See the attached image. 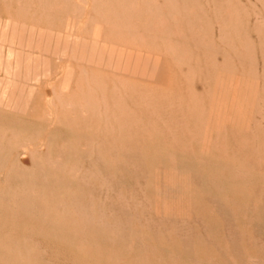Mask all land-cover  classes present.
Listing matches in <instances>:
<instances>
[{"label": "rangeland", "instance_id": "rangeland-1", "mask_svg": "<svg viewBox=\"0 0 264 264\" xmlns=\"http://www.w3.org/2000/svg\"><path fill=\"white\" fill-rule=\"evenodd\" d=\"M263 260L264 0H0V264Z\"/></svg>", "mask_w": 264, "mask_h": 264}, {"label": "bare ground", "instance_id": "bare-ground-1", "mask_svg": "<svg viewBox=\"0 0 264 264\" xmlns=\"http://www.w3.org/2000/svg\"><path fill=\"white\" fill-rule=\"evenodd\" d=\"M11 23H13V22H10V23H9V26H12ZM19 26H20V25H19ZM16 27H17V25H16ZM19 28H20V27H19ZM26 28H27V27H26ZM26 28L23 29V25H22V29H23L24 31L27 30ZM10 29H12V28H10ZM18 31H19V30H18ZM25 34H26V32H25ZM47 34H48V33H47ZM20 35H21V33H20ZM26 35H27V34H26ZM43 35H44V34H43ZM45 35H46V34H45ZM48 35H50V34H48ZM24 37H25V36H24ZM26 37H27V36H26ZM48 37H49V36H48ZM56 37H57V36H56ZM49 38H50V37H49ZM22 39H23V38H22ZM39 39H40V38L37 37V41H38ZM52 39H53V38H52ZM3 40H4V39H3ZM43 40H44V36H43ZM43 40H42V43H43ZM45 40H47V38H46ZM49 40H50V39H49ZM49 40H48V41H49ZM53 40H54V39H53ZM25 41H26V40H25ZM48 41H46V42L48 43ZM64 41H65V40H64ZM67 41H69V40H67ZM79 41H80V40H79ZM21 42L23 43V41H21ZM35 42H36V41H35ZM72 42H73V41H72ZM77 42H78V41H77ZM15 43H16V41H15ZM22 43H21V44H22ZM61 43H62V41H61ZM69 43H70V42H69ZM69 43H68V44H69ZM7 44H8V43H7ZM29 44H30V42H29ZM34 44H35V43H34ZM54 44H55V42H54ZM73 44H74V42H73ZM79 44H80V46H81V42H80ZM15 45H16V44H15ZM19 45H20V42H19V44H18V47H19ZM23 45H24V44H23ZM36 45H37V43H36ZM45 45H46V43H45ZM63 45H64V44H63ZM66 45H67V44H66ZM74 45H75V44H74ZM9 46H10V45H9ZM21 46H22V45H20V47H21ZM70 46H71V45H70ZM38 47H39V46H38ZM45 47H46V46H45ZM76 47H77V46H76ZM22 48H23V46H22ZM22 48H21V49H22ZM57 48H58V47H57ZM73 48H75V47H73ZM77 48H78V47H77ZM79 48H80V47H79ZM86 48H87V47H86ZM12 49H13V47H12ZM18 49H19V48H18ZM43 49H44V48H43ZM46 49H47V47H46ZM48 49H49V48H48ZM58 49H59V48H58ZM67 49H69V47L67 48L65 45L62 46V48L60 47V50H61V51H66ZM80 49H81V48H80ZM71 50H72V49H71ZM87 50H89V47H88ZM18 51H19V50H18ZM24 51H26V50H24ZM43 51H44V50H43ZM49 51H50V50H49ZM72 51H73V50H72ZM78 51H80V50L78 49ZM81 51H82V49H81ZM81 51H80V52H81ZM19 52H20V51H19ZM34 52H36V51H34ZM44 52H45V51H44ZM51 52H52V51H51ZM58 52H59V51H58ZM58 52H57V54H58ZM80 52H78V53L80 54ZM9 53H10V52H9ZM49 53H50V52H49ZM78 53H77V55H78ZM84 53H85V52H84ZM84 53H83V54H84ZM100 53H105L107 57L105 58L104 56L97 55L98 53L96 54L95 51H94L93 49H90V51H89V57L92 55V57H95V56H96V57L98 58V60H100V61H102V59H107L108 62H110V63H111V61H114L116 64H119V63H120L119 58L116 56V55H118V56H120V55H119L117 52H115V50H109V51H107V50H105V49H102V51H101ZM24 54H25V53H24ZM46 54H47V53H45V55H46ZM53 54H55V52H53ZM86 54L88 55V53H86ZM32 55H33V53H32ZM40 55H42V53H41ZM49 55H51V53H50ZM49 55H48V56H49ZM9 56H10V55H9ZM11 56H12V55H11ZM16 56H17V55H16ZM19 56H21V55H19ZM52 56H53V55H52ZM54 56H55V55H54ZM80 56H82V55H80ZM80 56H79V57H80ZM84 56H85V55H84ZM84 56H82V59L84 58ZM12 57H13V56H12ZM42 57H43V55H42ZM44 57H45V56H44ZM44 57H43V58H44ZM4 58H5V56H4ZM21 58H22V57H21ZM56 58H57V57H56ZM65 58H66V57H65ZM70 58H72V57H70ZM80 58H81V57H80ZM15 59H16V57H15ZM19 59H20V58H19ZM25 59H26V58H25ZM28 59H29V58H28ZM34 59H35V58H34ZM44 59H45V58H44ZM82 59H81V60H82ZM23 60H24V59H23ZM23 60H22V61H23ZM48 60H49V59H48ZM50 60H51V59H50ZM75 60H76V58H75ZM78 60H80V59L78 58ZM84 60H85V59H84ZM86 60H87V58H86ZM88 60H89V59H88ZM143 60H144V59H143ZM10 61L12 62V60H10ZM24 61H25V60H24ZM36 61H37V60H36ZM36 61H35V62H36ZM40 61H41V60H40ZM43 61H44V60H43ZM45 61H46V60H45ZM90 61H91V60H90ZM32 62H33V61H32ZM95 62H96V61H95ZM136 62L138 63L137 68H138V69H142L143 66H142L141 64H143V62H142L140 59H137ZM18 63L20 64V63H22V62L20 61V62H18ZM33 63H34V62H33ZM39 63H40V62H39ZM43 63H44V62H43ZM46 63H47V62H46ZM46 63H45V64H46ZM48 63H50V62H48ZM4 64H5V62H4ZM11 65H12V64H11ZM20 65H21V64H20ZM34 65H35V64H34ZM38 65H39V64L37 63V66H36V67H38ZM14 66H17V65H14ZM18 66H19V65H18ZM23 66H24V65H23ZM28 66H29V65H28ZM32 66H33V65H32ZM49 66H50V65H49ZM20 67H21V66H19L18 70L20 69ZM33 67H34V66H33ZM36 67H34V69H36ZM43 67H44V66H43ZM115 67H119V65H116ZM29 68H30V66H29ZM44 68H46V67H44ZM44 68H43V69H44ZM120 68L122 69L123 67H120ZM46 69H47V68H46ZM8 70H9V69H8ZM18 70H17V71H18ZM20 70H21V69H20ZM38 70H39V69H38ZM33 71L35 72V70H32V73H33ZM42 71H43V70H42ZM24 72H25V71H24ZM15 73H16V72H15ZM32 73H31V74H32ZM37 73H38V71H37ZM37 73L32 74V76H33V75L35 76ZM19 74H20V72H19ZM19 74H17L18 76L16 75L18 78L20 77ZM24 74H25V73H24ZM43 74H44V72H43ZM4 75H5V74H4ZM29 75H30V73H29ZM29 75H28V77H29V79H30L31 76H29ZM62 75H63V74H62ZM6 76H7V75H6ZM6 76H5V77H6ZM17 77H16V78H17ZM60 78H61V77H60ZM44 79H46V78H44ZM3 80H4V78H3ZM18 80H19V79H18ZM6 81L8 82V80H6ZM7 82H6V83H7ZM23 82H24V84H25V81H23ZM39 82H40V81H39ZM36 84H37V83H36ZM5 85H6V84H5ZM7 86H8V85H7ZM17 88H18V85H17V87H16V91L19 90V89L17 90ZM24 88H25V87H24ZM21 92H22V91H21ZM6 93H7V92H6ZM32 93H34V92H32ZM8 94H9V92H8ZM19 94H20V93H19ZM16 95H17V94H16ZM22 95H23V92H22ZM19 96H20V95L17 96V99H18ZM8 97H9V96H8ZM10 97H11V95H10ZM21 97H22V96H21ZM26 97H27V95H26ZM10 99H11V98H10ZM26 99H27V98H26ZM5 100H6V99H5ZM18 100H19V99H18ZM6 101H7V100H6ZM28 101H29V100H28ZM8 102H9V101H8ZM19 103H20V101H19ZM19 103H17V106H18ZM22 103H24V102H22ZM22 103H21V104H22ZM27 103H28V102H27ZM5 104H6V103H5ZM8 104H10V103H8ZM6 105H7V104H6ZM11 105H12V104H11ZM13 106H15V105H13ZM21 106H22V105H21ZM11 107H12V106H11ZM16 108H17V107H16ZM18 108H19V109H20V108L22 109V107H20V106H19ZM19 109H18V112L21 111V110H19ZM14 111H15V107H14ZM29 111H30V109H29ZM24 113H25V112H24ZM232 169H233V167H232ZM231 171H232V170H231ZM240 171H241V170H240ZM209 174H210V173H209ZM105 235H106V234H105ZM147 251H148V250H147ZM81 258H82V257H81ZM55 259H56V257H55ZM82 259H83V258H82ZM82 259H81V260H82ZM84 259H85V258H84ZM154 259H155V258H154ZM254 260H255V259H254ZM52 261L54 262V260H52ZM72 261H73V260H72ZM77 261H78V260H77ZM263 261H264V260H263ZM56 262H58L57 259H56ZM70 262H71V261H70ZM80 262H81V261H79V263H80ZM54 263H55V262H54ZM67 263H68V262H67ZM77 263H78V262H77ZM79 263H78V264H79ZM253 263H254V261H253ZM255 263H256V262H255ZM75 264H76V263H75ZM80 264H81V263H80ZM82 264H83V263H82ZM84 264H85V263H84ZM87 264H88V263H87Z\"/></svg>", "mask_w": 264, "mask_h": 264}]
</instances>
